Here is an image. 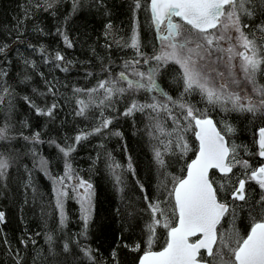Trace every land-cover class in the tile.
I'll list each match as a JSON object with an SVG mask.
<instances>
[{
    "label": "snow or ice",
    "instance_id": "6c2138e0",
    "mask_svg": "<svg viewBox=\"0 0 264 264\" xmlns=\"http://www.w3.org/2000/svg\"><path fill=\"white\" fill-rule=\"evenodd\" d=\"M61 4L62 0H35L22 6L23 19L16 18L14 29L9 30L11 42L0 43V191L10 188L13 172L19 174L23 167L27 177L24 203H28L27 192L31 191L33 199L38 192L33 170L42 173L52 184L60 231L68 227L66 203L72 198L80 208L82 229L78 235L87 239L95 213V191L90 180L73 167V154L92 136L108 133L123 138L120 131L109 132L114 121L134 119L137 114L147 121L144 131L156 183L150 197L137 179L144 206L137 208L129 200L123 208L115 209L117 216L129 221L143 219L140 242L117 244L104 260L99 249L83 245L80 239L49 233L45 242L50 264H76L75 257L80 255L88 264H121V246L139 253L135 264H264V0H133L130 42L121 44L109 22L104 32V48L109 54L90 47L91 58L83 61L70 59L56 48L49 51L45 45L25 43L27 22L41 11L56 17ZM82 7V0H72L71 13H60L63 19L56 34L65 49L76 47L66 26ZM96 7L107 8L104 0H96ZM141 10L147 13L154 31L151 51L140 36L137 13ZM32 32L51 35L39 23L33 25ZM113 43L121 50L130 49L133 55L121 57L117 64L110 55ZM21 47L38 53L41 64L21 52ZM16 65H21V71L14 84L9 70ZM77 65L83 67V79L88 82L83 86L62 82L55 74H69ZM169 74H174L175 95L158 82ZM33 75L44 81L45 90L32 87V95L20 96L17 88L22 85L21 91L27 92ZM61 88L70 89L72 97ZM193 95L206 107L192 103L189 97ZM20 101L53 129L64 105L74 103V115L91 121L92 127L60 140L49 137L45 141L39 131L25 134L31 124L20 119ZM239 116L253 126L251 148L236 142L239 130L232 120ZM21 141L27 151L17 149ZM45 143L56 149L63 162L62 175L53 174L52 160L41 153L40 146ZM27 156L32 168L22 164ZM245 157L256 158V163ZM99 158L97 155L96 160ZM107 166L123 202L127 183L119 171L122 166L110 153ZM127 170L135 175L131 157ZM255 189L258 198H251L250 190ZM7 222L6 211L0 209V225ZM222 222L231 226L224 227ZM3 243L11 264H35L29 255L30 246L37 243L32 237H21L22 247L13 248L3 234Z\"/></svg>",
    "mask_w": 264,
    "mask_h": 264
},
{
    "label": "trees",
    "instance_id": "16d2710c",
    "mask_svg": "<svg viewBox=\"0 0 264 264\" xmlns=\"http://www.w3.org/2000/svg\"><path fill=\"white\" fill-rule=\"evenodd\" d=\"M71 2L72 0H62L60 13H71ZM82 2L83 7L75 15L70 16L66 26L68 34L76 44L75 48L65 49L62 39L56 34V27L61 23L63 16L58 13L56 17H52L42 11L37 13L35 20L27 22L25 43L31 42L37 46L45 45L49 47V51L56 48L63 51L70 59L83 61L86 58H91L90 47H95L101 54H109L104 48L105 25L109 22L113 24L116 39L120 40L121 44L130 42L134 27L131 8L133 0H104L107 6L106 10L96 7V0H82ZM143 2L145 0H142ZM29 3H35V0H0V43L6 40L11 42L9 30L14 29L16 18L23 19L22 6H26ZM137 16L139 17L141 40L145 45H148L146 50L151 51V44L155 43V36L150 19L143 10L138 12ZM36 23H39L41 27H45L46 30L51 32V35L38 36L33 33L32 27ZM108 42L112 43L111 36L108 37ZM15 47L16 44L12 43V48ZM11 51L12 49H9L10 53ZM21 52L25 55H30V58L37 60V63L41 64L38 53H32L31 49L26 50L23 47H21ZM110 55L119 64L121 57L128 59L133 53L127 48L121 50L113 43ZM42 68L47 72L46 67L42 66ZM9 71L13 77L12 83L16 84L20 79L17 73L21 71V65H16ZM83 71V67L77 65L69 74L61 72H56L55 74L61 78L62 82H68L73 86H83V84L88 83L83 79ZM173 75L162 76L158 79V82L170 94L175 95ZM48 79H51V76ZM261 82L264 83V81ZM32 87H35L38 91H44V81L38 75H33V81L27 92L21 91L22 85L17 88V92L20 96L25 94L32 95ZM61 92L70 98L72 97L70 89L61 88ZM189 100L200 108L206 107L198 95L189 97ZM37 103H41L39 98L37 99ZM41 106L43 105L41 104ZM74 107V103L64 105L58 114L54 129L44 117H37L23 101L18 103V112L20 113L21 120L28 119L31 124L30 129L24 130L25 134L39 131L41 132V138L45 141L49 137L60 140L64 135L72 137L78 130L88 131L92 127L91 121H85L82 117L74 115ZM122 107L123 105H121ZM105 115H107V112ZM214 116L216 119H220L219 114H214ZM0 119H2V112H0ZM146 122V118L140 114H137L134 119L121 117L114 121L109 132L120 131L123 133V138L108 133L104 136H92L88 141L82 142L73 154V167L79 175L90 180L94 185L95 191V213L89 226L87 239L78 235L82 229V221L79 219L80 208L75 199L70 198L66 203V211L69 217L68 227L60 231L58 213L53 206L51 181L42 173L33 170V178L38 192L35 199H33V194L29 190L27 192L28 203H24V183L27 177L23 172V167L20 169L19 174L14 171V178L10 188L7 191H0V209L6 211L8 221L7 224L0 225V264H11V259L5 252L3 234L8 236L13 248L22 247L19 244L21 237H32L35 239L37 243L34 247L30 246L31 250L29 252V255L34 257L35 264H50L51 257L47 253L48 245L45 242V236L49 233L54 234L56 237L70 236L73 240L80 239L83 245L99 249V255L104 260L108 259L110 250L117 244L131 245L133 242H140V230L143 226V219L137 218L129 221L124 216H117L115 209L117 207L123 208V205L128 203L129 200L133 201L137 208L144 206L142 193L138 190L135 183L137 179L144 184L150 197L155 191V169L151 162L152 154L148 137L144 131ZM232 123L239 130V134L236 137L237 144H244L251 148L253 126L244 116L234 118ZM16 126L19 128L20 124L16 123ZM189 137L191 140V134H189ZM16 147L20 151H27L23 141L16 145ZM40 151L44 156L52 160L53 174L62 175L63 162L59 161L56 149L45 143L40 146ZM109 153L116 163L122 166L119 171L127 183L126 198L123 202L116 190L114 177L107 166ZM97 155L100 157L99 160H96ZM241 155L243 154L241 153ZM189 156H191V153ZM129 157L132 158V163L136 170L135 175H132L127 170ZM245 158L250 159L254 164L256 163V158ZM22 164L32 168L31 157H24ZM258 194V189L254 191L250 190L251 198H258ZM241 215L243 216V214ZM144 219H147V217L145 216ZM222 223L224 227L231 226L230 223ZM125 227H127V231L124 230ZM241 231H243V228H241ZM36 233H40V235H36ZM58 243L62 244L63 240H58ZM76 251L78 252L79 249H76ZM118 251L121 264H135V259L139 253L130 252L122 246ZM75 260L76 264H80L81 260H83V264H88L87 259L83 258L82 255L75 257Z\"/></svg>",
    "mask_w": 264,
    "mask_h": 264
},
{
    "label": "rangeland",
    "instance_id": "374dc122",
    "mask_svg": "<svg viewBox=\"0 0 264 264\" xmlns=\"http://www.w3.org/2000/svg\"><path fill=\"white\" fill-rule=\"evenodd\" d=\"M79 205V204H78ZM67 212V211H66Z\"/></svg>",
    "mask_w": 264,
    "mask_h": 264
}]
</instances>
